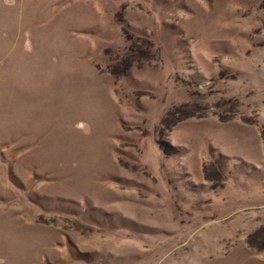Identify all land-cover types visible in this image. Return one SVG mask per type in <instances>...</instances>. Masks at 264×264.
Listing matches in <instances>:
<instances>
[{
    "label": "rangeland",
    "instance_id": "1",
    "mask_svg": "<svg viewBox=\"0 0 264 264\" xmlns=\"http://www.w3.org/2000/svg\"><path fill=\"white\" fill-rule=\"evenodd\" d=\"M0 264H264V0H0Z\"/></svg>",
    "mask_w": 264,
    "mask_h": 264
}]
</instances>
